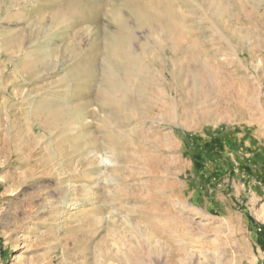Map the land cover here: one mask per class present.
<instances>
[{"label":"rangeland","instance_id":"1","mask_svg":"<svg viewBox=\"0 0 264 264\" xmlns=\"http://www.w3.org/2000/svg\"><path fill=\"white\" fill-rule=\"evenodd\" d=\"M134 225L148 264H264V0H0V264Z\"/></svg>","mask_w":264,"mask_h":264},{"label":"bare ground","instance_id":"2","mask_svg":"<svg viewBox=\"0 0 264 264\" xmlns=\"http://www.w3.org/2000/svg\"><path fill=\"white\" fill-rule=\"evenodd\" d=\"M149 3H150V1H149ZM212 11L216 17L221 15L222 11H223L221 3L220 2L215 3ZM144 18L146 19V21H149V24H152L154 26V30L156 32L160 33L164 38H166L168 40H174V38L177 36V32H175L174 27H172L170 25V22L174 21L177 18V14H176L175 10L171 9L170 11L162 14L161 19H159L160 24H159V22L157 23L158 18L154 17L153 13L146 12ZM155 20H157V21L155 22ZM125 85H128V84H125ZM128 87H129V85H128ZM128 87L126 89H124V92L128 89ZM81 196L83 198H86L87 197L86 192L83 191L81 193ZM131 231H132V234L134 236V240L139 241L137 245L133 243L134 246L131 247L130 249H128L126 252L115 251L114 254H112V251H114V250H112V249L110 250L109 248H107V250H106V248H105L103 253H105L109 256L115 255L114 260L117 261L118 264H148L145 259H146V257L147 258L151 257V251H152V247H151L152 242L151 241L153 240V238H151L150 232L147 230V228L138 227L137 225L132 226ZM140 247H143V248L140 249ZM111 257H113V256H111Z\"/></svg>","mask_w":264,"mask_h":264}]
</instances>
